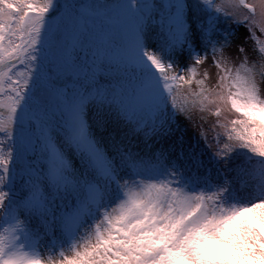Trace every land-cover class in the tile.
I'll list each match as a JSON object with an SVG mask.
<instances>
[{
	"label": "snow or ice",
	"instance_id": "obj_1",
	"mask_svg": "<svg viewBox=\"0 0 264 264\" xmlns=\"http://www.w3.org/2000/svg\"><path fill=\"white\" fill-rule=\"evenodd\" d=\"M256 28L264 0H0V264H264V159L247 155L264 158ZM209 51L219 79L196 81L199 110L238 117L208 157L220 178L206 196L179 163L210 173L178 122L195 103L173 85ZM240 156L256 177L246 195Z\"/></svg>",
	"mask_w": 264,
	"mask_h": 264
},
{
	"label": "rangeland",
	"instance_id": "obj_2",
	"mask_svg": "<svg viewBox=\"0 0 264 264\" xmlns=\"http://www.w3.org/2000/svg\"><path fill=\"white\" fill-rule=\"evenodd\" d=\"M43 2V0H41ZM222 2H225V0H215L216 4H220ZM246 3L257 5L259 4V0H245ZM240 10L242 12H247L248 9L243 8V6H240ZM259 13V8L257 7V18ZM241 32L238 34L240 38L243 37L245 34L243 29L240 30ZM255 31V38L250 39L246 42L245 48L246 53L249 57V63H251V49L253 45L255 44V48L258 51L260 47L264 46V33H262L259 28L254 29ZM235 39V38H234ZM225 56L228 58V67L235 70L236 68H239L240 63L245 58V53H240L237 51V44L233 43L231 47H228L224 49ZM213 57L211 55V51H209V54L205 60V62L201 65L196 66V75L193 78V83L189 85H184L183 88H181V91L183 93V98L180 100V105H188L189 107H192L195 103V107L193 108L191 115H192V122L189 123L187 120H183V118H178L179 124L182 126V131H184L186 138L188 142L195 146L197 145L198 141L199 146L197 147L196 151L199 153L201 151H204L205 155L202 157L204 160L205 165L210 169V173L206 171L204 168H197L196 165L191 160L180 161L179 163L182 166V170L186 172V174H199L204 175L207 177V180L209 181L214 174H217V170L215 167H213L211 164L208 163V157L212 152H215L218 146V139L217 134L224 131L223 127H220L221 124H227L230 123V121L233 118L238 117V114L231 112L227 109H223V105L220 107L223 109L221 112V116L217 117L214 114L204 111L201 112L199 110V97H197L195 94L198 93L197 89L199 88L196 81L204 80V89L205 92L207 90L216 89V85L218 82V72L219 70L214 66L212 63ZM205 74H207V79H205ZM191 74L185 73L186 78L190 76ZM257 80L259 82V77H257ZM175 85H173L174 88ZM261 90L262 94H264V83H261ZM8 88H5V91ZM4 91V92H5ZM0 94V100H3L5 104L7 105L11 101V96H7L6 94ZM191 93V94H190ZM0 112L6 113L5 109H0ZM204 135L206 137V140L208 141V147H205V141L201 139V135ZM187 149V146H186ZM185 155H187V150ZM190 166V167H189ZM256 180V177L253 178L249 183L245 185V187L241 188L242 195L247 194V186H254V181ZM200 186H202L203 190L205 191V195L207 196V186L205 185V179L202 180V182H198ZM258 227V226H257ZM259 228V227H258ZM42 251V259L47 260L49 257V252L46 250Z\"/></svg>",
	"mask_w": 264,
	"mask_h": 264
},
{
	"label": "trees",
	"instance_id": "obj_3",
	"mask_svg": "<svg viewBox=\"0 0 264 264\" xmlns=\"http://www.w3.org/2000/svg\"><path fill=\"white\" fill-rule=\"evenodd\" d=\"M17 67H18V69L21 70V71L24 70V66H23V65H18ZM13 72H14V73L17 72V69H14ZM17 78H19V79H23V77H18V76H16V75H13V79H17ZM5 88H8V83H7V81H6V84H5ZM173 89H174V93H173V94L176 96L177 104L180 105V100H181V98H183V93H182V91H181V88L177 90V89H175V86H174ZM199 91H200V87L197 89V92H199ZM4 94H6L7 96H11L10 93H9V91H8V89H6V91L4 92ZM236 118H237V117H236ZM236 118H233V119H236ZM233 119H232V120H233ZM230 128H231V124L228 123V125H227V129L224 128V131H223V132L217 134L218 146H219L220 148H223V146H224L225 143H229V141L227 140V131L230 130ZM228 151H229V154H232V149H231V148H229ZM237 151L244 152V151H246V150H240V149H237ZM247 155H248L249 157H251L253 161H259V160H261V159H264V158H261V157H256V156H255L254 154H252V153H247ZM230 166H231L233 169H237L238 167H245V168L248 169V171H247V172L244 174V176L242 177V187H241V188L245 187V185H246L247 183H249L251 180H253V178H255V176L251 175V172L253 171V169H252L251 166H249V165L247 164V162L245 161V157H244V156L237 157V158L233 161V163H232ZM191 175H193L194 178H199L197 182H202V180H204V179L206 180V179H207V177L204 176V175H202V174L199 175V174H193V173H191ZM235 175H236L235 172L229 173V176H230V177H231V176H235ZM219 178H220V177H219L218 173H217V174H214L213 177H212V178L208 181V183L205 184V185L207 186V188H208V187L215 188V187H216V183H215V182H216ZM237 178L240 179V177H237ZM206 193H207V195H212V194H213L212 192H209V191H206ZM0 222H3V218H2V217H0ZM253 222L255 223V221H253ZM5 226H7V225H5ZM256 226L259 227L258 224H257ZM41 250H42V249H41Z\"/></svg>",
	"mask_w": 264,
	"mask_h": 264
}]
</instances>
